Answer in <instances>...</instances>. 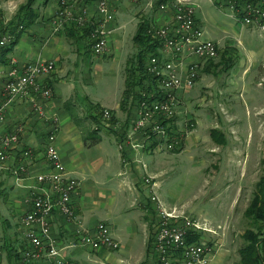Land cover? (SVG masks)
<instances>
[{
  "label": "crops",
  "instance_id": "1",
  "mask_svg": "<svg viewBox=\"0 0 264 264\" xmlns=\"http://www.w3.org/2000/svg\"><path fill=\"white\" fill-rule=\"evenodd\" d=\"M118 2L112 0L114 13L116 8L118 10L114 22L107 26L110 31L108 50L102 56L105 58L115 51L117 56L125 58L122 74L116 76L119 84L123 81L124 87L111 101L100 103L107 98L105 93H91L86 87L92 84L88 78L91 71L87 67L81 68L87 53L93 52L90 42L81 36L71 37L69 26L59 33L54 31L58 0H44L40 4L39 19L22 35L12 50L15 54L7 57L6 64L0 67V105L5 106L6 118L0 133L17 131L20 135L18 147L9 153L3 164L5 168L0 169V264H52L45 251L39 259L25 260L24 253L31 251L32 246L25 236L22 218L30 211L31 199L37 192L36 176L51 171L46 146L54 117L58 122L55 145L68 175L80 182L72 197L76 219L68 221L56 211L51 220L53 235L59 247L64 249L67 262L146 264L153 260L149 245L158 214L144 178L154 176L157 180L163 176L168 153L149 146L139 147L143 141L141 134H136L131 144L123 142L125 138L116 131L134 118L136 108L135 100L126 109L120 107L130 55L124 48L129 26L126 20L128 6L120 4L118 8ZM137 29L138 24L135 31L132 30L134 35ZM42 59L55 62V70L40 79L53 92L50 99L38 103L43 116L29 97L11 100L4 91L12 68L20 70L28 63ZM105 110L112 113L111 122L108 120L112 128L105 124ZM122 142L123 149H120ZM182 150L178 151L181 153ZM26 152L29 154L25 155ZM20 164L27 168V173L23 180L17 181L13 171ZM157 187V195L163 200L160 182ZM101 223L110 228L112 236L120 243L118 250H95L79 243V225L93 236Z\"/></svg>",
  "mask_w": 264,
  "mask_h": 264
},
{
  "label": "rangeland",
  "instance_id": "2",
  "mask_svg": "<svg viewBox=\"0 0 264 264\" xmlns=\"http://www.w3.org/2000/svg\"><path fill=\"white\" fill-rule=\"evenodd\" d=\"M27 1L0 0V26L8 25ZM157 1L118 2V8L120 4L128 6L124 48L130 60L139 50L132 40L137 24L139 27L141 22L148 21L153 27V37H158L160 27L175 21L173 12L162 13L155 8ZM191 1L205 38L218 43V57L200 66L196 85L179 110L181 120L186 114L191 118L187 130L190 135L185 136L182 152H167L163 176L157 180L154 176L145 177L144 183L151 190L150 199L156 195L168 212L204 219L211 227L214 234L202 233L205 236L202 241L215 248L213 255L207 257V264H236L243 245L242 235L249 227L244 212L256 184L264 177V32L257 26H244L226 4L227 0ZM43 3L40 0L36 5ZM124 59L115 51L105 58L93 52L85 56L81 69L87 67L91 71L88 78L92 80L86 87L91 93L107 96L100 103L111 101L124 87L123 81L119 84L116 78L125 67ZM4 64L0 63V67ZM43 100L39 98L37 104ZM54 119L50 125L57 131V118ZM111 119L112 113L110 122ZM213 130L219 132L217 136H212ZM143 168L147 171V166ZM146 179L156 184L154 189ZM158 182L162 185L163 200L156 192ZM153 240L152 237L149 245L151 254Z\"/></svg>",
  "mask_w": 264,
  "mask_h": 264
},
{
  "label": "built area",
  "instance_id": "3",
  "mask_svg": "<svg viewBox=\"0 0 264 264\" xmlns=\"http://www.w3.org/2000/svg\"><path fill=\"white\" fill-rule=\"evenodd\" d=\"M226 4L242 20L244 26H257L264 32V0L243 4ZM162 13H174L175 21L160 27L157 38L160 40L158 56L147 62L150 81H145V90L136 100L134 118L116 131L121 134L123 142L130 143L136 134L143 136V149L147 146L160 152L179 150L191 126L189 114L181 120L178 113L189 92L196 85L200 66L206 61L218 57V43L206 39L204 32L195 19L196 6L191 0H173L161 4ZM115 14L112 0H58V11L53 20L56 33L66 26L83 30L90 29V44L96 56H103L108 50V24L114 22ZM13 40L11 34H4L0 46L4 47ZM55 70L51 60H35L20 70L12 68L4 91L9 98L29 97L39 108L41 100L52 97V89L41 82V77L50 75ZM39 110V109H38ZM43 116V112L39 110ZM105 119L111 118L109 110L103 112ZM5 121V106L0 105V125ZM52 123L55 122L53 118ZM51 123V124H52ZM106 126L112 124L106 121ZM56 128L51 125L48 135L46 155L51 171L36 176L37 192L31 199V209L22 218L32 250L24 253L25 260L39 259L42 252L52 264H69L64 257L63 248L59 247L52 232V215L58 211L68 221L76 219L72 197L78 191L80 182L70 177L54 144ZM123 142L119 148L123 149ZM20 135L17 131L0 133V169L5 168L9 153L18 147ZM29 153L26 152L25 155ZM4 164V165H3ZM143 166H146L145 164ZM17 181H21L27 168L20 164L14 171ZM146 183L152 189L156 186L151 180ZM156 203L158 221L154 230L152 256L146 264H207L208 256L214 253V246L202 240L203 232L213 233L207 222L201 218H190L170 213L156 195L151 197ZM79 243L95 250H116L119 243L112 236L110 228L101 223L96 234L90 235L81 225L77 229ZM199 235L200 240L189 242L188 237ZM202 241V242H201ZM1 254V251H0Z\"/></svg>",
  "mask_w": 264,
  "mask_h": 264
},
{
  "label": "trees",
  "instance_id": "4",
  "mask_svg": "<svg viewBox=\"0 0 264 264\" xmlns=\"http://www.w3.org/2000/svg\"><path fill=\"white\" fill-rule=\"evenodd\" d=\"M40 0H28L23 4L12 21L8 25L0 26V40L4 34H11L13 40L10 44L0 46V63H6L8 55L14 50L22 35L31 28L40 17V8L36 5ZM173 0H158L154 6L156 9L161 4H167ZM237 4L256 2L257 0H233ZM152 26L148 21L139 24L137 32L133 37L134 44L139 48L137 54L128 63L125 70V88L122 95L120 107L126 109L130 102L136 101L139 93L146 88L144 82L150 81L151 76L147 72V62L154 56H158L160 40L152 35ZM68 34L71 37L81 36L90 40V29H77L69 26ZM91 46V45H90ZM209 67V65H208ZM217 130L211 132L212 136L218 135ZM223 134L221 133L220 138ZM249 227L242 235L243 245L239 249V261L236 264H264V177L256 184L253 197L244 212ZM200 240L199 235L188 237L189 242Z\"/></svg>",
  "mask_w": 264,
  "mask_h": 264
}]
</instances>
